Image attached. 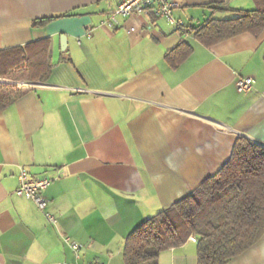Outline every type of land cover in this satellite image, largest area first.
Instances as JSON below:
<instances>
[{"label": "crops", "instance_id": "1", "mask_svg": "<svg viewBox=\"0 0 264 264\" xmlns=\"http://www.w3.org/2000/svg\"><path fill=\"white\" fill-rule=\"evenodd\" d=\"M120 1L0 0V51L49 37L53 63L0 110V264H125L128 234L216 173L238 136L264 145V30L211 44L194 32L238 14L212 4L255 0H177L182 27L150 11L109 24ZM240 76L250 90H237ZM20 166L53 178L56 223L15 192ZM197 262L195 234L159 257ZM228 264H264V233Z\"/></svg>", "mask_w": 264, "mask_h": 264}, {"label": "trees", "instance_id": "2", "mask_svg": "<svg viewBox=\"0 0 264 264\" xmlns=\"http://www.w3.org/2000/svg\"><path fill=\"white\" fill-rule=\"evenodd\" d=\"M252 9L212 4L235 10L234 17H209L194 32L211 44L243 31L264 30V0ZM46 19H34L33 25ZM49 37L0 51V76L47 80L53 69ZM183 44V43H182ZM184 57L191 46L187 45ZM170 51V56L172 55ZM20 78V79H21ZM0 80V110L30 85ZM264 233V145L238 136L227 162L190 194L146 218L127 236L125 264H159L160 253L196 235L197 264H228L256 243Z\"/></svg>", "mask_w": 264, "mask_h": 264}, {"label": "built area", "instance_id": "3", "mask_svg": "<svg viewBox=\"0 0 264 264\" xmlns=\"http://www.w3.org/2000/svg\"><path fill=\"white\" fill-rule=\"evenodd\" d=\"M180 3L177 0H121L118 6L113 9L107 19L109 24H115L118 20V15H132V14H144L146 12H152L156 16L165 17L168 21L176 24L178 27L183 26V22L178 20L174 14L173 9L179 6ZM134 29V27L132 28ZM253 78L251 76H240L236 80V88L238 91H248L252 88ZM19 182L15 189V192L19 195H25L32 199L37 206L44 211L49 220L56 223V215L48 209V199L45 196V190L52 183L53 178L49 175L40 174L32 175L24 166H20ZM66 242L75 250L78 251L81 248V244L75 240H71L67 235H63ZM55 264H81L79 262L59 261ZM87 264H110L107 261L94 260Z\"/></svg>", "mask_w": 264, "mask_h": 264}, {"label": "rangeland", "instance_id": "4", "mask_svg": "<svg viewBox=\"0 0 264 264\" xmlns=\"http://www.w3.org/2000/svg\"><path fill=\"white\" fill-rule=\"evenodd\" d=\"M2 76H0V79H1ZM5 79H7L6 82H12V83H17L19 85H22V84H36L38 82H41L42 80H32L30 78H21V77H18L16 76L15 73H9L7 74L6 76H4ZM21 78V79H20Z\"/></svg>", "mask_w": 264, "mask_h": 264}]
</instances>
